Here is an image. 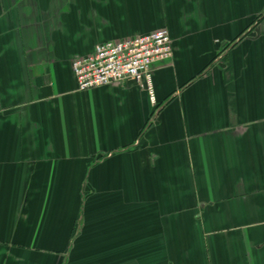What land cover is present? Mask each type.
Listing matches in <instances>:
<instances>
[{
    "label": "crops",
    "instance_id": "1",
    "mask_svg": "<svg viewBox=\"0 0 264 264\" xmlns=\"http://www.w3.org/2000/svg\"><path fill=\"white\" fill-rule=\"evenodd\" d=\"M160 28L154 103L76 90ZM0 264H264V0H0Z\"/></svg>",
    "mask_w": 264,
    "mask_h": 264
},
{
    "label": "built area",
    "instance_id": "2",
    "mask_svg": "<svg viewBox=\"0 0 264 264\" xmlns=\"http://www.w3.org/2000/svg\"><path fill=\"white\" fill-rule=\"evenodd\" d=\"M171 56L168 31L160 28L144 35L99 43L89 54L74 58L71 71L79 92L112 83L134 82L154 103L153 67Z\"/></svg>",
    "mask_w": 264,
    "mask_h": 264
}]
</instances>
